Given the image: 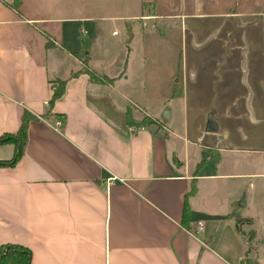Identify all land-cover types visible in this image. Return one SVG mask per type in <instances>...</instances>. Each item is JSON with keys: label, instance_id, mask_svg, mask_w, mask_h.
<instances>
[{"label": "crops", "instance_id": "0c3cea01", "mask_svg": "<svg viewBox=\"0 0 264 264\" xmlns=\"http://www.w3.org/2000/svg\"><path fill=\"white\" fill-rule=\"evenodd\" d=\"M14 1L0 0V135L34 117L21 156L0 165V246H26L31 264H264V213L248 209L254 180L220 170L225 147L200 140L216 132L204 119L196 137L187 118L178 126L184 89L153 100L127 85L139 34L127 31L131 16L118 55L97 44L95 20L88 35L89 16L54 18ZM72 22L84 25L68 32ZM144 114L155 122L140 123ZM14 149L0 143V159Z\"/></svg>", "mask_w": 264, "mask_h": 264}, {"label": "rangeland", "instance_id": "374dc122", "mask_svg": "<svg viewBox=\"0 0 264 264\" xmlns=\"http://www.w3.org/2000/svg\"><path fill=\"white\" fill-rule=\"evenodd\" d=\"M24 4L28 11L54 18L89 16L88 35L95 20L101 28L97 44L118 55L123 18L131 16L127 31L135 24L139 34L130 53L127 85L153 100L163 98L168 89L175 96L184 89L180 101H174L178 126L187 118L196 137L200 121L204 119L205 129L213 120L216 132L200 140L209 148L208 143L215 141L225 147L219 151L220 170L247 172V181L255 184V199L248 209L264 213V0H24ZM77 24L84 25L72 22L67 31L72 25L78 30ZM144 117L155 122L152 116ZM235 180L231 177L223 185L222 181L217 197L231 191Z\"/></svg>", "mask_w": 264, "mask_h": 264}, {"label": "trees", "instance_id": "16d2710c", "mask_svg": "<svg viewBox=\"0 0 264 264\" xmlns=\"http://www.w3.org/2000/svg\"><path fill=\"white\" fill-rule=\"evenodd\" d=\"M19 0H15L14 2H18ZM92 75V77L98 76L93 71H89ZM99 80L103 81L106 78L104 76L98 77ZM65 83V80H57V84L55 86L52 85L54 88L53 93L48 101V104L50 106L53 105V101L58 98V96L61 95L63 91V85ZM34 117L29 113H26L22 117V123L20 127L14 131L13 133H5L0 135V143L2 142H14L15 144V151L13 156L10 159H0V165H14V163L18 160V158L21 156L23 152V146L26 142V129L28 126L29 120ZM153 119H149L147 117H144L140 120V123L142 124H148L152 122ZM238 228V227H237ZM31 253L30 250L20 244V243H2L0 246V264H31Z\"/></svg>", "mask_w": 264, "mask_h": 264}, {"label": "water", "instance_id": "95a60500", "mask_svg": "<svg viewBox=\"0 0 264 264\" xmlns=\"http://www.w3.org/2000/svg\"><path fill=\"white\" fill-rule=\"evenodd\" d=\"M168 112H169V109H168V108H165L164 112H163L161 115H162L164 118H167V117H169ZM205 129H206L207 131H210V132H212V131H216V130H217V129H216V126H215V124H214V122H213V120H211V119L208 120Z\"/></svg>", "mask_w": 264, "mask_h": 264}, {"label": "built area", "instance_id": "2783aa9c", "mask_svg": "<svg viewBox=\"0 0 264 264\" xmlns=\"http://www.w3.org/2000/svg\"><path fill=\"white\" fill-rule=\"evenodd\" d=\"M56 123H57V125H59V123H60V120H59V121H57ZM203 227H204V223H203L202 221H200V220H199V222L197 223L196 232L198 233V232H199V230H202V229H203Z\"/></svg>", "mask_w": 264, "mask_h": 264}]
</instances>
